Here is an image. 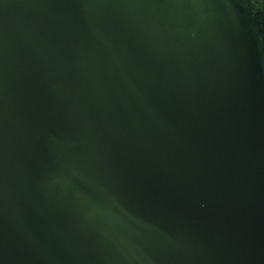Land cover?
<instances>
[{
    "label": "water",
    "instance_id": "obj_1",
    "mask_svg": "<svg viewBox=\"0 0 264 264\" xmlns=\"http://www.w3.org/2000/svg\"><path fill=\"white\" fill-rule=\"evenodd\" d=\"M0 264H264V0H0Z\"/></svg>",
    "mask_w": 264,
    "mask_h": 264
}]
</instances>
